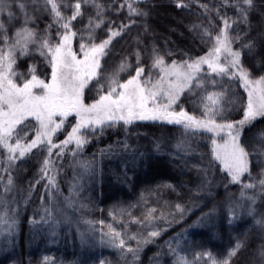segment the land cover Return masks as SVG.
Segmentation results:
<instances>
[{
    "label": "trees",
    "instance_id": "obj_1",
    "mask_svg": "<svg viewBox=\"0 0 264 264\" xmlns=\"http://www.w3.org/2000/svg\"><path fill=\"white\" fill-rule=\"evenodd\" d=\"M76 2L57 0L64 17L72 15ZM81 3L82 16L71 22L72 30L77 32L75 50L80 36H88L90 19H103L92 33L96 43L108 38L109 29L129 25L112 40L101 60L99 79L105 92L108 77L121 62L126 60L130 65L128 71L119 74L121 83L135 74L137 53L144 76L151 75L153 82L160 74L151 67L153 49L167 65L206 55L212 41L204 37V30L213 37L218 35L224 28L222 17L229 22L227 32L233 38L232 48L241 51V62L250 73L249 78L264 76V0H253L251 8L242 0H95L103 7L99 18L94 5H85L83 0ZM130 3L147 15H129ZM236 3L248 9L246 21L233 6ZM13 11L20 19L11 24L5 20L9 36L23 19L17 9ZM26 11L34 20L28 26L38 36L47 30L52 42L59 40L58 25L44 9V0H27ZM246 42L252 43L251 51L243 47ZM16 55L15 83L22 86L30 80L32 66L37 77L50 81V67L38 51L30 47L28 55ZM202 69V76L209 71L207 65ZM208 79H215V86ZM192 87L194 92L186 90L174 110L183 108L204 120L202 105L208 100L203 98L222 94V98L213 95L222 109L217 121L235 124L244 119L249 89L236 78L235 70L225 77L210 74L203 88H196L194 80ZM83 99L85 104L98 99L95 79L85 87ZM77 121L76 115H70L52 139L53 144L64 141ZM24 123L33 127L21 141L27 144L35 138L39 125L33 118ZM86 138L88 142L82 148H76L73 142L63 149L53 148L50 156L44 145L31 149L23 158L17 152L11 164L7 150L0 148V213L6 209L16 221L8 233L0 235V264H179L181 258L187 264H222L224 260L228 264H264V257L259 254L264 250V224L256 223L264 221V186L259 183L264 180V116L241 130L238 141L249 154L251 175L245 173L240 183L231 181L222 161L216 158L213 140L219 138L212 132L193 133L180 125L159 121H134L129 125L120 121L102 131L97 128ZM183 142L186 153L173 149L174 144L184 145ZM61 151L63 155L58 156ZM46 159L49 167L47 176L42 177ZM9 175L10 191L6 190ZM53 176L54 186L48 184V177ZM247 183L256 186L244 188ZM241 193H249L255 199L258 208L254 212L211 216L215 206ZM66 203L73 204L65 209ZM177 205L184 211L177 210ZM51 207L66 210L68 220L61 225L49 221ZM110 229L112 235L119 232L125 240L123 249L109 242L106 234ZM154 230L160 234L142 244L136 257L126 251L128 247L135 249L137 240L149 239L148 234ZM237 244L240 247L236 254L229 256Z\"/></svg>",
    "mask_w": 264,
    "mask_h": 264
},
{
    "label": "snow or ice",
    "instance_id": "obj_2",
    "mask_svg": "<svg viewBox=\"0 0 264 264\" xmlns=\"http://www.w3.org/2000/svg\"><path fill=\"white\" fill-rule=\"evenodd\" d=\"M27 0H0V148L7 150V160L9 164L18 157L23 158L27 152L33 148L44 145L49 156L53 148L63 149L70 143H75L76 148L88 142L87 134L94 133L97 128L101 131L105 126L111 127L116 123L123 121L125 125L132 124L134 121H159L168 124L180 125L185 131L189 132H219L227 129L228 139L223 145L213 144L216 148V158L221 159L225 170L230 174L233 183H240L241 177L245 173L250 174L248 152L238 142L240 133L245 124L255 120L257 116H264V76L259 79H250V73L244 68L241 62V51L233 50V38L228 35L227 29L230 27L227 19L223 20L224 28L218 35L213 37L207 30H204V37L212 41L211 50L206 55L200 56L194 60L176 63L173 61L170 65L165 64L163 56L155 49L151 57V67L159 70L158 79L153 82L151 75L144 76V68L140 66L139 54L137 53V67L135 74L125 82L121 83L119 74L128 71L130 65L127 61L121 62L116 70L108 77L109 86L104 91V86L100 84L101 60L108 53L112 40L129 27V25H120L119 30L109 29L108 38L96 43L92 33L103 23V19L97 21H88V36H80L78 50H73V40L77 37V32L71 28V22L77 17L82 16L81 0L72 6L73 11L70 17H64L61 13V5L57 0H44V9L50 13L54 23L58 25L57 35L59 40L52 42L47 30L42 36H38L36 31L29 27L34 23L33 18L26 11ZM135 2V0H134ZM85 5L92 4L96 8L97 17L102 16L103 7L95 3V0H83ZM242 3L248 8L253 6V0H242ZM178 7H186L183 4H177ZM237 7L238 13L242 19L247 20L248 9L241 7L239 3L233 4ZM123 7V5H121ZM17 9L23 17L21 26L15 28L9 36L5 26V20L11 24L17 17L13 9ZM129 15L145 16L147 13L137 7L128 4ZM51 25H49V28ZM62 30V31H61ZM236 39H239L238 37ZM30 47L38 51L43 56L50 67V81L40 79L35 75V66L29 68L31 79L26 80L21 85L14 82L17 73L14 71V64L17 60L16 53L28 55ZM249 51L253 45L246 42L243 45ZM223 56V63L221 57ZM207 65L208 73L203 76L202 66ZM232 70H235L236 78L244 81L245 86L249 87L248 101L244 113V119L239 122L216 124L214 118L207 120L197 119L181 108L180 111L174 110L173 106L177 104L180 96L188 90L190 94L194 92L193 81H196V88L204 87V80L210 74L220 77L231 76ZM22 77V74H21ZM143 77V79H142ZM97 81L98 99L91 104H85L83 92L85 87L93 80ZM208 83L215 86V79H208ZM39 88L36 93L33 89ZM119 89V90H118ZM212 94L203 99L213 101ZM215 105V101H213ZM206 116L214 117L222 109L219 107H209L202 105ZM75 114L78 122L71 128L67 138L60 144H53V135L61 129L68 116ZM33 118L38 122L39 127L35 128L34 136L27 144L21 141L26 139L33 127L25 124L28 118ZM57 117L60 118L59 122ZM23 125V127L18 126ZM82 130H85L82 132ZM14 141V143H12ZM75 154V153H74ZM63 155V151L57 153ZM49 160L46 159L41 168L42 177L47 176ZM7 170V169H3ZM264 186V180L259 181ZM48 184H55V177H48ZM12 178L9 175L6 190L10 191ZM254 183L244 184L247 189L254 188ZM243 195V193H241ZM252 200L253 197H248ZM3 204V201H0ZM177 210L183 212L179 205ZM154 211V210H152ZM7 210L5 209V213ZM251 214V212L249 213ZM8 217H0V222L7 225ZM14 222V221H13ZM257 224H264V221L257 220ZM160 233L151 231L149 239L137 240L135 249L128 247L127 252L136 257L142 244L151 242V237H156ZM106 235L110 236V243L114 246L124 248L125 240L119 232L112 235V231ZM130 239L136 240V236H130ZM119 240L116 244L115 241ZM240 245L229 252V256L236 254ZM260 256L264 257V250L260 251ZM179 264H187V261L181 258ZM213 264H217L213 261ZM222 264H228V260L222 261Z\"/></svg>",
    "mask_w": 264,
    "mask_h": 264
},
{
    "label": "rangeland",
    "instance_id": "obj_3",
    "mask_svg": "<svg viewBox=\"0 0 264 264\" xmlns=\"http://www.w3.org/2000/svg\"><path fill=\"white\" fill-rule=\"evenodd\" d=\"M73 50H75V49L73 48ZM246 88L250 90L249 87H246ZM33 91L36 92V93H39L40 89L39 88H35V89H33ZM213 101H215V105H213ZM213 101H207V105L209 107H214V106L219 107V104H217V100L215 98H213ZM173 108H174V106H173ZM219 117H221V112L219 114L215 115L214 117L206 116L204 120H207L209 118H214L215 123L216 124H220L219 121H217V119ZM257 117H259V116H257ZM29 118H31V117H29ZM77 119H78V117H77ZM59 120H60V118L57 117V121L58 122H59ZM227 132H228V130L226 128L221 130V131H219L218 133L217 132H212L214 134V136H217L219 138L218 140H216V144L223 145V143L228 139ZM55 134L53 135L52 139L54 138ZM173 149L176 150V151H180V152L186 153V149L187 148L185 146V143H184V145L176 143V144H174ZM214 153H215V156H216L215 145H214ZM219 160H221V159H219ZM222 163H223V161H222ZM85 171L86 170H83L82 172H85ZM248 197H252V196L249 193L248 194L245 193V194H243L241 196H238L237 198L230 199L228 202H223L222 204H219V205L215 206L213 208L212 212H210V214H211L212 217H217L218 218L220 216L228 215L229 213L234 215V216H240V214H243V213L254 212L256 207H257L256 201H255L254 198L252 200H250V199H248ZM71 202H73V201H71ZM71 204H73V203H66L65 204V209L71 208ZM48 213H49L48 214V216H49L48 218L50 219L49 221H53V222H55L58 225H61V223L66 222L68 220V215H66L67 211L66 210L64 211L61 208L59 210L58 207H56V208H54V207L52 208L51 207L50 210L48 211ZM5 214L8 217L7 223L12 228L14 222H16L14 220V217H13L14 215L13 214L11 215L8 210H7L6 213H5V210H3L0 213V217H5ZM66 216H67V218H66ZM11 228H10V230H11ZM8 232H9V227L7 225L3 224L2 222H0V235H2L3 233H8Z\"/></svg>",
    "mask_w": 264,
    "mask_h": 264
}]
</instances>
